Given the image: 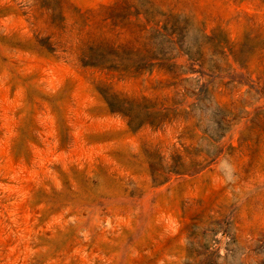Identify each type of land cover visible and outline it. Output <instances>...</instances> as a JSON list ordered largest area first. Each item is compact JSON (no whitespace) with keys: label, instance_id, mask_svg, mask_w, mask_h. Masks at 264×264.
<instances>
[{"label":"rangeland","instance_id":"obj_1","mask_svg":"<svg viewBox=\"0 0 264 264\" xmlns=\"http://www.w3.org/2000/svg\"><path fill=\"white\" fill-rule=\"evenodd\" d=\"M0 264H264V0H0Z\"/></svg>","mask_w":264,"mask_h":264},{"label":"trees","instance_id":"obj_2","mask_svg":"<svg viewBox=\"0 0 264 264\" xmlns=\"http://www.w3.org/2000/svg\"><path fill=\"white\" fill-rule=\"evenodd\" d=\"M152 59V58H151ZM154 64L152 63V62H149V64H148V66H153ZM110 104V107L113 109V110H117V111H120V112H123L125 115H128L129 116V114H126L125 113V110H121V108L120 109H116L114 106H113V104H111V102L109 103ZM156 119V118H155ZM130 122H131V119H130Z\"/></svg>","mask_w":264,"mask_h":264}]
</instances>
